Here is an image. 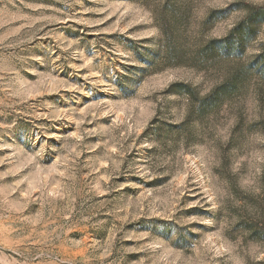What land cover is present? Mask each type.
Returning a JSON list of instances; mask_svg holds the SVG:
<instances>
[{
  "label": "rangeland",
  "instance_id": "374dc122",
  "mask_svg": "<svg viewBox=\"0 0 264 264\" xmlns=\"http://www.w3.org/2000/svg\"><path fill=\"white\" fill-rule=\"evenodd\" d=\"M262 6L0 0V264H264Z\"/></svg>",
  "mask_w": 264,
  "mask_h": 264
},
{
  "label": "trees",
  "instance_id": "16d2710c",
  "mask_svg": "<svg viewBox=\"0 0 264 264\" xmlns=\"http://www.w3.org/2000/svg\"><path fill=\"white\" fill-rule=\"evenodd\" d=\"M254 12H248L245 20L242 22L246 27L243 28V25L235 26L228 36L223 41H220V51L224 54H240L244 50V44L246 40L252 38L255 34V27L252 25L253 22L258 21L261 22L264 20V6L254 8ZM253 26V27H252ZM214 42L208 43L205 47V52L208 51L209 54L213 51L212 45ZM250 71H256V74L264 80V45L260 53L254 58V63L251 65H246L244 67H232L228 69V76L226 81L221 85L222 89L228 85L236 84L237 81L243 74L249 73ZM215 102V101H214Z\"/></svg>",
  "mask_w": 264,
  "mask_h": 264
}]
</instances>
